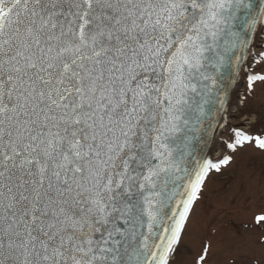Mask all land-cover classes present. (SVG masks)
<instances>
[{"label":"snow or ice","instance_id":"snow-or-ice-1","mask_svg":"<svg viewBox=\"0 0 264 264\" xmlns=\"http://www.w3.org/2000/svg\"><path fill=\"white\" fill-rule=\"evenodd\" d=\"M255 48L264 0H0V264H177ZM216 225L190 264H264V210Z\"/></svg>","mask_w":264,"mask_h":264},{"label":"rangeland","instance_id":"rangeland-1","mask_svg":"<svg viewBox=\"0 0 264 264\" xmlns=\"http://www.w3.org/2000/svg\"><path fill=\"white\" fill-rule=\"evenodd\" d=\"M261 50L264 49L256 48L253 62L256 61L250 67L249 75H264V61H258L256 55ZM241 89V96L244 98H235L227 117L231 127L223 128L220 134L223 141L231 142L232 127H241V131L264 138V81L254 82L250 92L247 84ZM211 154L214 158L225 154L233 155V163L223 169L222 173H214L209 178L204 190L207 200L198 202L194 209L189 229L176 257L177 264H190L199 239L206 231L207 221L214 214L216 226L223 228L219 237L228 240L236 229L251 231L240 226L252 223L253 216L264 210V181L261 179L264 174V152L253 144L246 143L232 153L219 141ZM250 180L255 185L254 188L250 186ZM186 245L192 249L191 252H188ZM216 259L218 258L213 257L209 264H213Z\"/></svg>","mask_w":264,"mask_h":264},{"label":"water","instance_id":"water-1","mask_svg":"<svg viewBox=\"0 0 264 264\" xmlns=\"http://www.w3.org/2000/svg\"><path fill=\"white\" fill-rule=\"evenodd\" d=\"M248 59H249V57H248ZM248 59H247L242 65H241L240 75L237 77L235 84H233V86H232V88H231V90H230V97H229L230 105H231V103H232V101H233V99H234L235 92H236V90H237V88H238V86H239V84H240L241 78H242V76H243V74H244L245 66H246V64H247ZM220 130H221L220 128L217 129V136H218ZM217 136H216V139H215V143H216V141H217ZM214 145H215V144H210V145H209V148L207 149V151H211L212 148L214 147Z\"/></svg>","mask_w":264,"mask_h":264}]
</instances>
